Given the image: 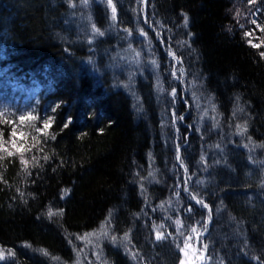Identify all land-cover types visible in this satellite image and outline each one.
Segmentation results:
<instances>
[{
    "label": "trees",
    "instance_id": "obj_1",
    "mask_svg": "<svg viewBox=\"0 0 264 264\" xmlns=\"http://www.w3.org/2000/svg\"><path fill=\"white\" fill-rule=\"evenodd\" d=\"M182 261L264 264V0H0V264Z\"/></svg>",
    "mask_w": 264,
    "mask_h": 264
},
{
    "label": "snow or ice",
    "instance_id": "obj_2",
    "mask_svg": "<svg viewBox=\"0 0 264 264\" xmlns=\"http://www.w3.org/2000/svg\"><path fill=\"white\" fill-rule=\"evenodd\" d=\"M108 3H111V0H108ZM115 12H116V9H115V7H113V8H112L113 19H115ZM96 31L98 32L99 30L97 29ZM100 34L102 35V33H100ZM30 118H31V117H30ZM20 119L23 120V119H25V117L21 116ZM50 123H51L50 121L44 123L43 127H44V128H48V127L50 126ZM25 163H26V162H25ZM65 194L67 195V193H65ZM197 203H200V204L203 205V201H202V200H198ZM204 207H207V205H204ZM49 215H52V213L49 212ZM179 223H180V222L177 221V224H179ZM191 231H192L193 233H196V232H197V229H196V228H192ZM102 232H104V234H106V231H105V230H102ZM90 235H96V234H90ZM112 239L115 240V237H112ZM124 239L127 240L128 237L125 236ZM157 239H160V234H159V232L157 233ZM191 239H192V237L189 236V237H188V240H191ZM190 246H191V245L186 241L185 244H184V248L182 249V251L188 249ZM204 247H207V246L205 245ZM181 264H184V262L182 261Z\"/></svg>",
    "mask_w": 264,
    "mask_h": 264
},
{
    "label": "rangeland",
    "instance_id": "obj_3",
    "mask_svg": "<svg viewBox=\"0 0 264 264\" xmlns=\"http://www.w3.org/2000/svg\"><path fill=\"white\" fill-rule=\"evenodd\" d=\"M13 89H15V87H13ZM13 89H12V90H13ZM14 94H15V93H14Z\"/></svg>",
    "mask_w": 264,
    "mask_h": 264
}]
</instances>
